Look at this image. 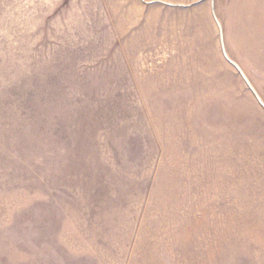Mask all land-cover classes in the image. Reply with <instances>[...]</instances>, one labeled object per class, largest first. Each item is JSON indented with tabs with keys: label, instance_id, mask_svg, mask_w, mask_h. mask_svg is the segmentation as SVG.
<instances>
[{
	"label": "rangeland",
	"instance_id": "1",
	"mask_svg": "<svg viewBox=\"0 0 264 264\" xmlns=\"http://www.w3.org/2000/svg\"><path fill=\"white\" fill-rule=\"evenodd\" d=\"M264 0H0V264H264Z\"/></svg>",
	"mask_w": 264,
	"mask_h": 264
},
{
	"label": "water",
	"instance_id": "2",
	"mask_svg": "<svg viewBox=\"0 0 264 264\" xmlns=\"http://www.w3.org/2000/svg\"><path fill=\"white\" fill-rule=\"evenodd\" d=\"M212 15H213V18H214V20H215V22H216V24L218 26V29H219L220 46H221V51H222V54H223L224 58L238 71V73L240 74L241 78L243 79V81L245 82V84L247 85V87L249 88V90L254 94L256 100L258 101V103L264 109V104L262 103V101L260 100V98L258 97V95L256 94V92L254 91V89L250 85L249 81L247 80V78L245 77V75L243 74V72L241 71V69L228 58V56H227V54L225 52L222 29H221V26H220V24H219V22H218V20H217V18L215 16L214 4L213 3H212Z\"/></svg>",
	"mask_w": 264,
	"mask_h": 264
}]
</instances>
